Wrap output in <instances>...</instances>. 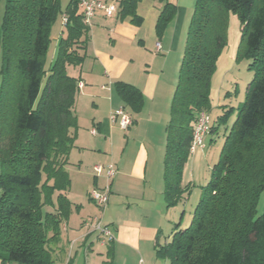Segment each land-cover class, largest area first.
I'll list each match as a JSON object with an SVG mask.
<instances>
[{
  "label": "trees",
  "instance_id": "obj_1",
  "mask_svg": "<svg viewBox=\"0 0 264 264\" xmlns=\"http://www.w3.org/2000/svg\"><path fill=\"white\" fill-rule=\"evenodd\" d=\"M140 1L119 0L117 17L141 25ZM159 1L165 3L156 23L162 38L177 7ZM63 13L66 37L46 69L52 29ZM231 16L240 24L237 60L250 61L254 78L191 225H176L168 243L156 244L157 256L169 264H264V213L258 216L264 193V0H196L166 127L165 200L172 208L191 192L182 186L183 173L198 116L211 111L212 79L228 43ZM89 29L76 0L64 10L62 0H6L0 27L2 264H58L62 225L72 213L66 168L78 130L79 79L69 76L67 66L83 63L79 49L88 43ZM115 88L132 112H141V90L124 82ZM235 111L231 107L213 122L211 133L218 134ZM113 244L103 264H114Z\"/></svg>",
  "mask_w": 264,
  "mask_h": 264
},
{
  "label": "crops",
  "instance_id": "obj_2",
  "mask_svg": "<svg viewBox=\"0 0 264 264\" xmlns=\"http://www.w3.org/2000/svg\"><path fill=\"white\" fill-rule=\"evenodd\" d=\"M168 1L176 5L177 15L162 38L156 34V23L163 1L138 3L141 25L132 23L130 18H107L97 12L90 21L88 43L79 49L85 57L83 63L67 66L69 76L79 79L75 104L78 130L66 168L71 179L67 196L72 213L62 231L67 234L70 246L79 244L80 251L89 253L95 241L100 242L93 230H85L91 228L87 219L81 221L80 227L70 229L69 225L73 221L74 206H82L83 211L91 207V191L107 184L105 173L97 175L95 166L106 168L114 164L117 173L111 183L109 205L101 213L106 226L114 233L115 259L119 262L133 253L152 254L157 242L161 244L164 225L177 219L175 213L170 216L171 209L165 200L166 127L184 57L185 25L189 24L196 0ZM64 15L60 16L58 44L66 37ZM118 82L141 90L144 97L141 112L134 113L125 105L115 88ZM120 108H125L133 120L128 131L121 130L111 120V114ZM93 129L97 130L96 135L92 134ZM212 136L213 133L206 138L205 144L214 141ZM184 180L183 177L182 186L191 187ZM169 237L166 236V243Z\"/></svg>",
  "mask_w": 264,
  "mask_h": 264
},
{
  "label": "rangeland",
  "instance_id": "obj_3",
  "mask_svg": "<svg viewBox=\"0 0 264 264\" xmlns=\"http://www.w3.org/2000/svg\"><path fill=\"white\" fill-rule=\"evenodd\" d=\"M70 1L71 0H62L63 9L67 7ZM5 4L6 0H2L0 3V27L3 20ZM60 20L61 17L59 16L58 22L53 26L52 29L51 43L45 59L46 69L51 66L56 58L58 50V33L61 27ZM188 27L189 24L186 22L184 30L185 33L183 35V55L186 46ZM240 38L241 32L239 21L236 17L231 16L229 22L228 43L218 61L217 69L211 84V111L207 112L211 116V126L213 125V122H217L220 117L225 116L231 107L235 108L236 111L235 114L227 120V123L219 128L218 134H213V142L207 141L204 149L198 150L190 156L187 164L188 168L187 170L184 169L185 174L183 173V177L185 179V185L190 184L191 192L187 195V199L182 200L177 206L170 208V216L172 213H175L174 215H177V219L174 223H166V221H164V223H166L164 225L166 229L165 234L161 238L162 245L166 244V236H170L168 240H171V236L175 232L176 225L181 224L183 228H187L191 225L196 207L204 195V188L212 178L214 166L219 162L220 153L225 142V137L229 133L237 118L238 109L244 104L246 100L248 86L254 78V73L249 70L250 61L246 59L237 60V51ZM2 64L3 50L2 46L0 45V87ZM169 114H171V106ZM1 171L2 168L0 164V174ZM263 195L260 198L261 202H259L258 216H261L264 213V198H262L264 197ZM83 196L84 195H82V197ZM93 202L89 201L91 207H87L84 211L82 210V206H74L73 221L71 220L72 222L69 225L70 229L77 228L78 226L80 227V223L83 219H87L89 223H92L94 219L99 218L100 220L102 219L101 222L103 226H106L101 213L103 210L95 205V202V204ZM173 208L177 209L176 212H173ZM75 224L76 226H74ZM90 226L92 229L90 228L85 230H93L94 232V226ZM94 233H96L98 237V232ZM93 239H96V236H94ZM59 247L60 249H57V255L59 257L57 261L58 264H68L70 261L71 264H103L105 261H107L108 248L101 246L100 242L98 241H95L93 244V250L89 251V253L85 252L84 250L80 251L79 244H77L75 247L74 245L70 246L69 241L67 240V234L62 231L61 243L59 244ZM147 254L143 252L142 255L139 254L138 256L137 254L133 253L132 256L127 258L125 261L123 260L119 262L115 259L114 264H165L166 262L165 259L157 256L156 251H154L152 254ZM140 260H142V262H140ZM0 264H2L1 259Z\"/></svg>",
  "mask_w": 264,
  "mask_h": 264
},
{
  "label": "built area",
  "instance_id": "obj_4",
  "mask_svg": "<svg viewBox=\"0 0 264 264\" xmlns=\"http://www.w3.org/2000/svg\"><path fill=\"white\" fill-rule=\"evenodd\" d=\"M83 13L85 23L89 26L92 17L97 12H102L107 18H114L118 16L119 0H76ZM63 24L66 26L68 23L67 15L63 16ZM160 49V45H158ZM80 84V88H82ZM104 88V87H103ZM111 120L118 124L121 130L128 131L133 125V120L125 108H120L111 114ZM211 116L207 112H201L198 116L197 123L193 132V140L191 144V154H194L199 149L205 148V140L211 134ZM92 134L96 135L97 130L93 129ZM97 175L105 173L107 184L104 188H96L90 193V198L96 205L104 210L108 207L111 194V183L114 180L117 170L114 164L108 165L106 168L103 166H95ZM90 225L94 226V232H98V238L103 245H108L114 241V233L108 226H103L101 220L96 218Z\"/></svg>",
  "mask_w": 264,
  "mask_h": 264
}]
</instances>
